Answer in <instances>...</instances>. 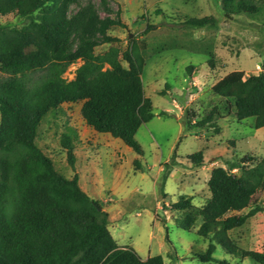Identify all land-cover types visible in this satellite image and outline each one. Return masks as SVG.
I'll use <instances>...</instances> for the list:
<instances>
[{"label": "trees", "instance_id": "obj_1", "mask_svg": "<svg viewBox=\"0 0 264 264\" xmlns=\"http://www.w3.org/2000/svg\"><path fill=\"white\" fill-rule=\"evenodd\" d=\"M220 4L226 17L257 21L264 32V0ZM73 5L79 8L76 13H70ZM101 8L107 17L91 2L80 5L79 0H0L1 17L13 15L26 22L21 27L0 24V264H165L162 256L143 260L134 249L120 247L109 231L108 213L81 188L79 176L70 179L58 171L36 144L38 128L49 113L64 104H82L89 127L143 155L137 134L155 116L142 79L149 48L131 39L125 50L111 46L98 54L99 47L119 42L109 32L126 26L110 0H101ZM178 19L181 27L192 30L220 26L211 15ZM258 47L263 50L264 37ZM78 61L82 64L68 80L66 72ZM209 64L214 65L213 59ZM194 69L187 71L192 74ZM212 92L221 103L191 128L219 135L222 111L238 122L253 119L254 129L264 128V68L247 78L242 71L232 72ZM75 138L70 132L62 139L73 170ZM190 159L201 166L203 152ZM134 164L142 168L139 160ZM245 166L251 168L246 178L232 173ZM168 174L162 177L163 188ZM207 187L210 198L204 207L194 206L191 197L171 206L181 214L178 228L191 232L200 222L197 236L208 247L195 255L199 262L230 264L215 256L219 246L231 258L264 264L263 252L241 248L232 236L263 211L256 196L264 190V157L247 155L229 164L228 171L214 169ZM167 241L172 245L168 236Z\"/></svg>", "mask_w": 264, "mask_h": 264}, {"label": "rangeland", "instance_id": "obj_2", "mask_svg": "<svg viewBox=\"0 0 264 264\" xmlns=\"http://www.w3.org/2000/svg\"><path fill=\"white\" fill-rule=\"evenodd\" d=\"M88 2L101 17H107L101 0H79L80 5ZM110 5L114 13L120 12L126 26L113 28L109 35L119 42L103 45L97 53L111 46L125 50L131 39L144 41L149 48L142 79L155 116L137 134L143 155L89 127L81 115L82 104H64L49 113L38 128L36 144L58 171L70 179L79 176L81 188L108 213L109 231L120 247L134 249L143 260L162 256L165 264H202L195 255L207 249L208 241L197 236L200 222L191 232L178 228L176 220L181 214L171 206L191 197L194 206L204 207L210 198L207 183L214 169L228 171L229 164L247 155L264 157V128L254 129L253 119L238 122L225 111L218 121L219 135L191 125L221 103L212 92L220 80L235 71L244 72L247 78L263 70L264 48L259 49L258 43L264 32L257 21L226 17L220 0H110ZM78 10L73 5L70 13ZM210 15L219 20L218 30H192L178 24L179 17ZM25 23L13 15L0 16L2 25L21 27ZM81 64L72 65L65 78L72 80ZM190 66L195 67L192 74L187 71ZM164 90L167 94L161 95ZM70 132L76 137L74 170L62 146L64 135ZM198 152H203L201 166L190 159ZM136 160L142 168H136ZM250 169L245 166L232 173L246 178ZM167 172L163 188L162 177ZM256 200L263 211L232 236L241 248L264 253V190ZM215 256L230 264H254L231 258L219 246Z\"/></svg>", "mask_w": 264, "mask_h": 264}, {"label": "water", "instance_id": "obj_3", "mask_svg": "<svg viewBox=\"0 0 264 264\" xmlns=\"http://www.w3.org/2000/svg\"><path fill=\"white\" fill-rule=\"evenodd\" d=\"M99 210H101V208H99Z\"/></svg>", "mask_w": 264, "mask_h": 264}]
</instances>
